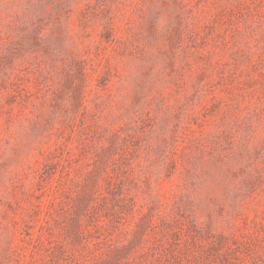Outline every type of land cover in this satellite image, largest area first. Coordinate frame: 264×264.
<instances>
[{
	"label": "rangeland",
	"instance_id": "1",
	"mask_svg": "<svg viewBox=\"0 0 264 264\" xmlns=\"http://www.w3.org/2000/svg\"><path fill=\"white\" fill-rule=\"evenodd\" d=\"M114 246L264 264V0H0V264Z\"/></svg>",
	"mask_w": 264,
	"mask_h": 264
},
{
	"label": "trees",
	"instance_id": "2",
	"mask_svg": "<svg viewBox=\"0 0 264 264\" xmlns=\"http://www.w3.org/2000/svg\"><path fill=\"white\" fill-rule=\"evenodd\" d=\"M78 236H80L79 234H78ZM123 247H121V246H114V247H112L111 248V250H110V254L111 255H108L109 256V258H106L105 259V261H100L99 262V264H111L112 263V261H117L116 259H115V257H114V255H112V254H116V253H119V254H121V250H123L122 249Z\"/></svg>",
	"mask_w": 264,
	"mask_h": 264
}]
</instances>
